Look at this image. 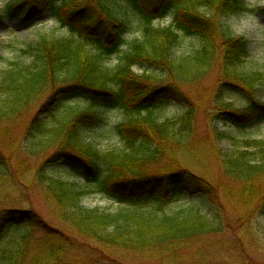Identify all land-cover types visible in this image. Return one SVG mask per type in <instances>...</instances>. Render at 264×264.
I'll return each instance as SVG.
<instances>
[{
	"label": "trees",
	"instance_id": "1",
	"mask_svg": "<svg viewBox=\"0 0 264 264\" xmlns=\"http://www.w3.org/2000/svg\"><path fill=\"white\" fill-rule=\"evenodd\" d=\"M249 10L244 0H15L6 7L23 27L49 13L71 35L42 37L23 48L32 61H14L0 74V122L10 125L32 111L19 134L9 126L0 131V247L15 225L26 228L0 249V264H186V255L192 264H264V139H244L225 153L220 142L229 136L216 124L264 121V101L255 93L264 75L233 72L249 51L227 18ZM259 11L264 16V7ZM3 18L0 12V27ZM157 18L170 24L156 26ZM134 28L140 36L129 40ZM183 36L203 44L179 55ZM116 54L118 64L107 65ZM219 63L225 85L251 100L238 112L218 88L207 133L195 140L199 110L182 87ZM172 101L184 110L160 119L156 107ZM105 109L124 113L116 125L122 150L100 149L84 134L103 123ZM40 155L34 170L31 159ZM163 160L164 170L149 169ZM61 167L77 179L51 172ZM24 181L46 200L48 219L22 205ZM11 192L21 199L9 202ZM94 193L117 208L82 206V197ZM182 197L184 206L166 211ZM201 198L213 213L202 210ZM30 227L44 231L34 251Z\"/></svg>",
	"mask_w": 264,
	"mask_h": 264
},
{
	"label": "rangeland",
	"instance_id": "2",
	"mask_svg": "<svg viewBox=\"0 0 264 264\" xmlns=\"http://www.w3.org/2000/svg\"><path fill=\"white\" fill-rule=\"evenodd\" d=\"M15 0H0V12H4L3 23L0 27V74L3 70L14 61H32V56L29 53H24L23 48L28 45H36L42 37L47 38H62L71 35V32L67 28H62L56 22L49 13H45L39 22L31 27H23L19 25L18 21L6 11V7ZM250 7L249 11L242 14L231 15L227 18V21L235 35L245 37L249 55L245 59V62L240 64L233 72L236 74H252L261 72L264 75V16L259 11V8L264 7V0H244ZM154 24L160 26H167L170 24V18H157L154 20ZM128 39L132 40L140 36V32L134 28L132 33H127ZM202 42L198 38L183 36L180 39L179 45L176 47V51L179 55L187 54L194 51L196 48L202 46ZM126 47H124L125 49ZM119 62L118 55H113L107 61V65L115 66ZM135 73H143V69L139 66L134 67ZM161 73V72H160ZM163 75V74H161ZM229 79V78H228ZM223 72L222 65L215 64L211 72L208 73L205 78L195 84H188L182 87L183 91L187 93L189 102L197 108L199 111L195 116L194 125V139L198 140L204 138L207 133V121L206 116L214 108V99L217 95V89L220 88V96L224 97V100L233 102L238 112H241L246 105L247 100H251V95L243 89L231 88L225 85V81L228 80ZM256 97L264 101V81L262 84H257ZM3 94H0V96ZM1 100L5 98V95L1 96ZM70 103L72 100L68 101ZM205 109L206 113L202 111ZM184 106L172 101L156 107L155 112L160 119L167 117H178ZM31 112L25 114L26 117L22 119L14 120L10 125L0 122V131L4 130L6 126H9L13 133L19 134L21 128V121L31 117ZM103 123L95 129L87 130L84 132L87 141L92 142L96 147L103 150H122L124 145L120 140L116 125L120 123L124 118V113L120 109H105L103 112ZM216 124L228 134V138L220 142V147L223 152L230 153L237 151L243 146V140L247 138L264 139V121L258 124H254L248 127L233 126L232 122L226 120H219ZM15 135V136H16ZM44 156H36L32 158L31 167L34 169L43 162ZM206 167L210 166V163L205 164ZM39 167V166H38ZM37 167V168H38ZM167 168L165 160L158 164L150 166V170L154 172H160ZM36 168V169H37ZM34 169V170H36ZM27 170V169H26ZM56 176H61L69 181L76 180L71 171L64 167L54 169L51 171ZM8 190H12L7 188ZM26 201L22 205L33 207L39 216L48 219L49 213L47 209L46 200L40 195L37 187L29 182L24 181L21 188ZM21 199V195L17 192H11L8 196V200L11 203L17 202ZM188 199L182 197L178 200H174L166 205V211L172 213L179 210L185 205ZM21 202V201H20ZM18 202L16 205H19ZM202 210L206 213H213L214 206L210 204L206 199H197ZM81 205L86 208H100L104 210H114L118 204L112 199L108 198L103 193H94L86 195L81 199ZM2 206H0L1 208ZM19 225V224H18ZM21 226L15 225L12 231L3 240L2 247L9 248L20 235V230H24ZM30 232L33 233L31 241V250L34 251L38 243V239L44 236V231L37 227H30ZM39 244V243H38ZM0 247V249L2 248ZM137 260V261H136ZM131 260L126 261V264H152L144 262V260ZM186 264L193 263V257L186 255Z\"/></svg>",
	"mask_w": 264,
	"mask_h": 264
}]
</instances>
